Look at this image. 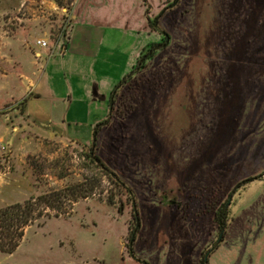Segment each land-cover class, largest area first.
<instances>
[{"label": "rangeland", "instance_id": "obj_1", "mask_svg": "<svg viewBox=\"0 0 264 264\" xmlns=\"http://www.w3.org/2000/svg\"><path fill=\"white\" fill-rule=\"evenodd\" d=\"M82 11L97 73L51 54ZM0 139V210L33 209L0 264H264V0H0Z\"/></svg>", "mask_w": 264, "mask_h": 264}, {"label": "crops", "instance_id": "obj_2", "mask_svg": "<svg viewBox=\"0 0 264 264\" xmlns=\"http://www.w3.org/2000/svg\"><path fill=\"white\" fill-rule=\"evenodd\" d=\"M89 17H90L89 14L85 13L84 11H82L81 14L78 16H73L72 28L70 29V32L67 34L65 41L61 45L56 44V46H54L51 50V54L53 55L54 49L61 47V55L65 56V57L68 56V57H71L74 59V61L71 62V64H67V62H66L65 66L67 67L68 70L71 69V71L73 70L74 72H77V73H82L85 70H87V72L90 71L91 73H93V72L97 73L96 70L94 71V66H92L91 70L89 69L90 66L93 65L92 64L93 62H91V64H89V61H91L93 58H95L97 56V54H98L97 49H98V47L102 41L103 35L100 33V29H97L91 23H88L87 19H89ZM96 37L98 38V44L95 45L94 44L95 39L97 41ZM77 44L80 46L79 48H78ZM38 47L40 49H48V48H42L40 46H38ZM51 54L48 57H50ZM38 55L41 56V52H38L37 56ZM74 63H78V64H74ZM34 66L35 67L38 66L36 64V62L30 63L29 65H27V68L32 69V67H34ZM47 70H49L51 73L53 71L52 66H49ZM42 71H43L42 67L40 66L38 71H34L35 73L32 71L31 75L32 76L35 75V77L38 76L41 78V75H43ZM55 72H56V69H55L54 73ZM22 77H23V75H22ZM72 92L74 93L76 98L81 99V101H78L76 103L73 102L69 105L68 103L65 102L64 97H63V99L61 98V99H59V101L52 103L51 109L49 110V116H50L48 119L49 120L48 121L49 126L52 127L53 124L61 125L62 129L61 130L59 128L58 129L60 131H63V132H60L62 135L67 134L66 130L64 129L65 125L72 124V123H68L65 120H62L61 119L62 115L64 113L68 114V115L73 114V116L78 114V111L76 110L75 107H77L79 105V103H81L85 100L89 101L91 99V96H92V94H91L92 92H91L90 87L82 85L81 83H79L77 86L75 85V87L73 86ZM47 94L50 96V93H47ZM36 96H39V95L37 94ZM52 101H53V99H52ZM16 111H17L16 109L13 110V112L15 114H16ZM24 112L26 114V111H24ZM85 114H88V112L86 111ZM22 119L26 120L24 117ZM70 122H74V121H70ZM21 128H22V130H25V131L31 130L29 125H27V122L24 123V125H22ZM14 130H15V132H17L18 128H15ZM52 133H54V132H49L48 134L52 135ZM72 136H74V134H72ZM25 140H28V139L25 138Z\"/></svg>", "mask_w": 264, "mask_h": 264}, {"label": "trees", "instance_id": "obj_3", "mask_svg": "<svg viewBox=\"0 0 264 264\" xmlns=\"http://www.w3.org/2000/svg\"><path fill=\"white\" fill-rule=\"evenodd\" d=\"M149 24L153 27L154 23L149 21ZM153 54V50L150 51L147 58L151 57ZM145 67L144 64V57L141 58V62L138 65V68ZM88 158H91L94 163H96L106 175H108L114 183L119 185L122 189L127 192L129 196L131 193L129 189L122 183L114 173H112L96 156L95 154V144L89 148V153L87 154ZM255 178H251L248 180L243 181L239 184L236 188L239 189L243 184L254 180ZM234 191V192H235ZM233 192V193H234ZM39 201L45 203L44 205L50 209H53V206H48V202L45 198L39 197ZM135 205H133V210ZM33 214V209L31 202H27L26 205L21 204H14L8 206L2 210H0V253L5 254H12L19 246L24 234V229L31 223V218ZM227 221H228V210L226 208V204H223L218 208L214 215V223L217 226L218 230L223 233L227 228Z\"/></svg>", "mask_w": 264, "mask_h": 264}, {"label": "built area", "instance_id": "obj_4", "mask_svg": "<svg viewBox=\"0 0 264 264\" xmlns=\"http://www.w3.org/2000/svg\"><path fill=\"white\" fill-rule=\"evenodd\" d=\"M36 44L42 48H48V43L44 40H37ZM5 150V147L3 145L2 140L0 139V153H3V151Z\"/></svg>", "mask_w": 264, "mask_h": 264}]
</instances>
